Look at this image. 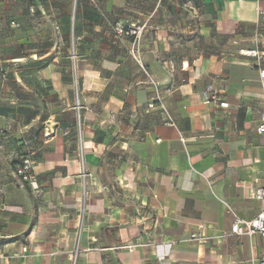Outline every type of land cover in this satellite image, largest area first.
Returning a JSON list of instances; mask_svg holds the SVG:
<instances>
[{"label": "crops", "instance_id": "1", "mask_svg": "<svg viewBox=\"0 0 264 264\" xmlns=\"http://www.w3.org/2000/svg\"><path fill=\"white\" fill-rule=\"evenodd\" d=\"M123 24L145 25L142 65ZM0 48V264L264 257L263 238L231 233L232 212L264 208V97L246 55L264 52V0H0ZM144 70L174 126L148 107ZM23 154L38 194L14 172Z\"/></svg>", "mask_w": 264, "mask_h": 264}, {"label": "built area", "instance_id": "2", "mask_svg": "<svg viewBox=\"0 0 264 264\" xmlns=\"http://www.w3.org/2000/svg\"><path fill=\"white\" fill-rule=\"evenodd\" d=\"M243 1V0H238ZM11 26H16L15 23H11ZM145 25H136L130 24L120 25L116 28V36L117 39L120 40L123 37L129 38L131 40V45L128 49L130 56L140 65H142L141 59V47H142V33L144 31ZM116 41V40H115ZM248 57L254 58L256 60V66L258 68L259 73V81L261 88L263 89V97H264V52H261L257 49L250 50L246 52ZM147 74V72L144 70ZM150 83L156 88L154 99L148 104L149 108H154L158 105L162 112L165 114L167 118V123L169 125L174 126V121L168 111L165 108L163 103V99L160 91L158 90L157 84L151 79V77L147 74ZM204 103L208 104L210 102H218L219 99L216 93L213 92L211 88L207 89L203 93ZM220 106L224 107L226 104L220 103ZM78 111L80 110L79 105L77 104ZM257 131L260 135L264 137V108L260 111V119L258 122ZM14 172L16 176L25 184H27L34 194L40 193V187L38 184L37 175L34 171L33 162L29 156L21 159L14 167ZM83 177L86 175L83 172ZM254 198L257 201L264 200V187L256 189L254 193ZM231 211V210H230ZM232 212V211H231ZM233 214V225L231 228V233L238 236H260L264 239V208L256 215L255 218L251 220H245L241 217ZM191 241H197L199 243H204L206 238L204 236L198 234H192L190 236ZM27 249L24 248L23 253H26ZM251 264H264V257L260 260H252Z\"/></svg>", "mask_w": 264, "mask_h": 264}, {"label": "rangeland", "instance_id": "3", "mask_svg": "<svg viewBox=\"0 0 264 264\" xmlns=\"http://www.w3.org/2000/svg\"><path fill=\"white\" fill-rule=\"evenodd\" d=\"M77 0H73V2L75 3ZM75 8H76V6H74L73 8H72V13H75ZM43 41H45L46 39L44 38V39H42ZM54 42L56 43V45H57V47H59L60 48V50L61 51H63L64 49H66V48H68L69 49V51H68V53H69V56L70 57H73V59H71V61L73 60L74 61V40H73V38H71L70 36H69V38H66V37H59V35L58 34H56L55 35V38H54ZM71 53V54H70ZM71 72H72V74L73 73H75V67L74 68H71ZM2 74V73H1ZM75 85H76V89H77V81H76V83H75Z\"/></svg>", "mask_w": 264, "mask_h": 264}, {"label": "trees", "instance_id": "4", "mask_svg": "<svg viewBox=\"0 0 264 264\" xmlns=\"http://www.w3.org/2000/svg\"><path fill=\"white\" fill-rule=\"evenodd\" d=\"M11 23H14V22H11V21H10V22L8 23V25L11 26ZM15 24H16V23H15ZM123 25L128 26V24H123ZM0 49H1V48H0ZM74 56H75V55H74ZM2 79H3V80L8 79V73L3 72V74H2ZM23 145L26 146L25 143H24ZM25 157H27L26 154H25V155L23 154V155L17 160V162L15 163V165H16L21 159H23V158H25ZM15 165H14V167H15Z\"/></svg>", "mask_w": 264, "mask_h": 264}]
</instances>
